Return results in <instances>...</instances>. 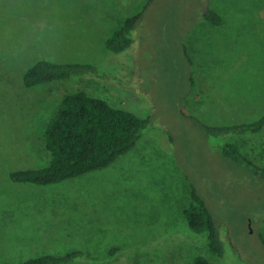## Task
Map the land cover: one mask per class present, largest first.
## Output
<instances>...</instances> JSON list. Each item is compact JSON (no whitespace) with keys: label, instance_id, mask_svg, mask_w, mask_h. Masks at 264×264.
<instances>
[{"label":"rangeland","instance_id":"rangeland-1","mask_svg":"<svg viewBox=\"0 0 264 264\" xmlns=\"http://www.w3.org/2000/svg\"><path fill=\"white\" fill-rule=\"evenodd\" d=\"M208 3L222 24L201 18ZM139 11L131 47L109 51L106 39ZM40 60L93 63L116 76L27 87ZM78 89L152 122L107 167L51 185L14 181V170L50 162L46 123ZM263 115L264 0H0V264L74 249L101 264H193L196 255L264 264V180L219 150L235 142L264 166V129L210 137L199 125ZM192 184L219 227L222 257L182 217Z\"/></svg>","mask_w":264,"mask_h":264},{"label":"trees","instance_id":"trees-1","mask_svg":"<svg viewBox=\"0 0 264 264\" xmlns=\"http://www.w3.org/2000/svg\"><path fill=\"white\" fill-rule=\"evenodd\" d=\"M147 5L143 8L145 9ZM144 11L131 13L105 41V47L115 53L124 52L134 42L132 33L139 25ZM201 18L216 25L223 16L208 3L201 10ZM93 76L114 79L115 74L104 72L93 63H59L40 60L25 74L27 87L48 84L71 77ZM152 117L112 105L106 98L78 89L66 93L49 117L44 137L51 155L50 162L40 168L18 169L11 173L16 182L51 185L113 164L117 158L130 152L144 135ZM201 131L210 137L248 135L264 129V115L257 120L232 125H210L199 122ZM223 157L252 169L264 180V166L246 156L239 145L225 141L219 146ZM182 217L189 229L205 234L210 250L218 257L225 254V245L214 215L204 196L193 184L182 208ZM264 244V237L262 238ZM118 248H112L113 254ZM93 258L81 249L64 254L47 253L16 264H87ZM96 261V262H95ZM90 264V263H89ZM101 264V263H99ZM193 264H213L204 255H196Z\"/></svg>","mask_w":264,"mask_h":264}]
</instances>
